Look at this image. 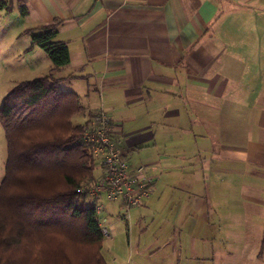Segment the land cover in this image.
Wrapping results in <instances>:
<instances>
[{"label":"crops","instance_id":"0c3cea01","mask_svg":"<svg viewBox=\"0 0 264 264\" xmlns=\"http://www.w3.org/2000/svg\"><path fill=\"white\" fill-rule=\"evenodd\" d=\"M22 6L23 19L33 23L28 29L60 21L56 39L68 45L70 62L52 71L46 61V70L79 96L84 122L107 110L131 167L154 179L136 207L137 222L176 199L212 210L213 177L234 170L253 173L256 182L246 189L264 202V64L244 60L245 42L260 39L264 13L255 9L264 10V0H23ZM263 251L264 232L258 255Z\"/></svg>","mask_w":264,"mask_h":264},{"label":"trees","instance_id":"16d2710c","mask_svg":"<svg viewBox=\"0 0 264 264\" xmlns=\"http://www.w3.org/2000/svg\"><path fill=\"white\" fill-rule=\"evenodd\" d=\"M22 1L3 6L10 10L17 3L24 14ZM59 22L26 30L32 47L47 53L52 71L71 58L68 45L56 39ZM82 110L79 96L63 90L53 74L20 81L5 97L0 121L8 154L0 184V264H108L98 214L83 190L101 168L84 138L89 121L72 122Z\"/></svg>","mask_w":264,"mask_h":264},{"label":"rangeland","instance_id":"374dc122","mask_svg":"<svg viewBox=\"0 0 264 264\" xmlns=\"http://www.w3.org/2000/svg\"><path fill=\"white\" fill-rule=\"evenodd\" d=\"M8 2L0 0V108L17 83L49 74L45 64L50 61L43 48L32 47V34L26 30L33 23L23 19L22 7L15 3L7 10L3 3ZM234 4L229 1L227 6ZM255 11L264 13L259 7ZM259 27L260 39L245 42L248 51L244 60L249 64H264V26ZM246 114L250 115L248 111ZM85 115L76 114L72 122L83 123ZM7 154L0 121V184L5 176ZM96 162L99 165L97 157ZM234 171L213 177L212 210L176 199L159 204V215L149 213L137 222L136 207L131 208L130 217L121 218L125 213L124 207L119 206L122 202H110L103 195L105 210L100 216L109 217L114 231L102 243L108 264H264V251L258 255L264 232V202L247 191L256 182L253 173L240 176ZM87 200L89 205L93 204L91 196Z\"/></svg>","mask_w":264,"mask_h":264},{"label":"built area","instance_id":"2783aa9c","mask_svg":"<svg viewBox=\"0 0 264 264\" xmlns=\"http://www.w3.org/2000/svg\"><path fill=\"white\" fill-rule=\"evenodd\" d=\"M110 129L109 114L106 109H101L84 136L98 159L101 173L94 182L85 184L83 190L93 200L99 217V229L104 238H111L114 231L109 225V217L100 216L105 210L102 196L105 195L110 202L121 201L125 213L119 217L127 219L131 208L142 205L149 197L154 183V179L145 175L142 168L131 167Z\"/></svg>","mask_w":264,"mask_h":264}]
</instances>
